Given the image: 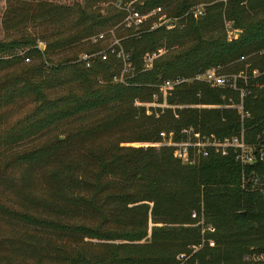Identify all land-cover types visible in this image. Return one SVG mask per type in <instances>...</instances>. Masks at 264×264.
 Instances as JSON below:
<instances>
[{
  "label": "trees",
  "instance_id": "16d2710c",
  "mask_svg": "<svg viewBox=\"0 0 264 264\" xmlns=\"http://www.w3.org/2000/svg\"><path fill=\"white\" fill-rule=\"evenodd\" d=\"M101 1L109 0L91 3ZM174 3L176 6L172 8ZM195 5L194 0H151L146 7L172 9L171 16L184 17ZM125 17L117 9L103 16L92 12L89 5L48 7L38 3L7 8L2 20L6 33L16 30L25 20L33 21L36 27L46 25L48 29L37 35L25 33L9 41L0 39V158L12 153L4 163L0 180L5 179L10 169L29 164L36 167L49 192L53 189L57 197V177L61 181L70 178L85 193L67 199V204L80 210L82 216L98 219L99 224L39 223L45 229L51 226L62 237L77 240L88 235L107 241L137 242L147 237L150 215L154 224H166V228L153 229L150 244H102L108 251L100 257L73 248L64 259L66 264H176L177 249L186 251L188 245L201 239L198 228L184 226L193 222L192 209L198 208V212L203 210L207 224L215 228L216 246L225 249L206 247L192 257L191 264H246L242 261L244 255L264 254V193L246 191L243 180L258 175L264 192V163L243 167L234 155H211L195 165H183L173 148L156 152L153 148L119 145L106 160L86 143L100 134L115 130L133 133L135 128L146 136L145 142L160 140L163 131L175 130L179 135L188 126L219 137L239 134L242 122L235 109L184 108L177 111L178 118L171 110L156 118L134 103L135 100L152 102L159 94V86L166 81L193 77L218 67L229 73L236 63L239 64L231 73L246 71L249 76L247 82L239 83V88L248 93L244 98L245 110L252 115L244 122L248 142L263 143L259 135L264 130V0L219 1L205 7V15L198 19L184 17L181 21L184 26L172 31L164 28L152 31L149 25L137 33L128 30L121 35L122 46L131 54L134 70L122 84L114 82L122 70L114 55L87 68L75 49L86 40L91 43L90 39L100 30L121 24ZM227 24L242 34L229 41ZM37 38L46 43L45 50L38 48ZM18 49L25 50V55L12 57ZM159 49H168L170 54L157 59L151 70H145L144 57ZM99 50L98 46H88L84 52ZM255 70L263 75L253 78ZM60 90L63 91L59 93ZM21 102L35 105V110L6 126L9 115L4 109ZM240 102V90L212 89L197 82L173 88L168 94L171 105L224 106ZM76 121L82 125L73 128ZM45 138L48 140L32 146L31 150H15L22 148L25 141L37 143ZM77 151L84 152L90 163L83 167L82 176L76 177L75 171L82 168L71 155ZM112 174L122 176L127 187L122 184L117 192H112V183L102 182ZM87 176L94 182L87 181ZM6 178L12 183L13 177ZM128 183L139 184V192H127ZM144 202L153 203V207ZM114 223L124 226V231L114 233L106 228ZM124 248L127 250L122 252Z\"/></svg>",
  "mask_w": 264,
  "mask_h": 264
},
{
  "label": "rangeland",
  "instance_id": "374dc122",
  "mask_svg": "<svg viewBox=\"0 0 264 264\" xmlns=\"http://www.w3.org/2000/svg\"><path fill=\"white\" fill-rule=\"evenodd\" d=\"M91 1L92 0H90V2H88V0H0V39L9 41L12 39H17L19 36L25 33L37 35V32L44 33L45 30L48 29L46 25L36 27L33 25V21L25 20L24 24L19 25L16 30H12L9 33H6V30L3 29L2 20L7 8L10 6H17L18 8L19 6H23L25 4L37 5L38 3H44L48 7L62 5H80L82 7H85V5H89L92 12L106 16L112 13L115 9H117L116 4L121 2L130 3L134 0H109L108 2L101 1L100 3H91ZM219 1L227 2L229 0H194V2H196V5L192 8L205 9V7L217 4ZM175 3L173 4L172 8L176 6ZM164 11L167 15L171 16L170 12L172 11V9L164 8ZM70 27L71 24H69L68 28ZM226 27L229 41L238 38V36L242 34L236 33V31L241 30H234L232 29L233 27L229 26V24H227ZM128 30V28L123 26L122 22L121 24L115 27H108L106 29L100 30V32L103 31L105 33H111V31H114L117 37H120L121 39V35H125ZM37 40L38 45L39 43H41L46 48V43H44L43 41L41 42L39 38H37ZM111 45H114L113 38H107L105 42L100 41L96 44L88 43L86 40L85 43L80 44L77 49H75V52H80L79 57L81 58L84 54H86V52H84V49L88 46H92L94 48L98 46L101 48V50L99 51H102V49H105V47ZM169 54L170 50L166 49V54H164L162 57H166ZM241 61L245 60L241 59ZM238 64L239 63H236L234 64V66L230 67L231 69L229 73H227L229 76H241L246 74V71L243 73H231V71L236 70ZM247 68L248 65L246 69ZM240 82L241 81H239V83ZM62 91L63 90H60L58 92L60 93ZM134 103L136 107L146 109V114L148 116L154 115L156 116V118H159L168 110L173 111L174 116L178 118V115L176 114L177 111L183 110L182 108H180L182 107V105H171L169 103V105L174 107L169 109L161 107V105L163 104V99H161L159 94L154 96L152 102H140V100H135ZM197 106L198 105H185L186 108L192 109H197ZM34 108L35 105H32L29 102H21L20 104H17L14 107L4 109V112L9 115L8 125L6 126H11L19 120L25 118L27 115L31 114L33 110H35ZM87 122L88 121L84 123ZM80 125H82V122L76 121L73 124V128H78L80 127ZM164 132L168 133L167 131H163L162 133ZM172 132L176 131L172 130ZM162 138L163 137H160V140L158 139L157 141L145 142L144 140L146 139V136L144 134L140 135V132L136 128L133 133H121V131L119 132L115 130L111 133L100 134L94 140H91L86 143V146L90 145L89 148L94 149L97 152H101V155H104L105 159L109 160L113 152V148L116 145H119L123 148H153L156 152H160L163 148H171L160 144L163 141ZM43 140H48V138L42 139L41 142L37 141V143L25 141L23 143V147L22 145L20 146L22 148L15 150H31L33 149L32 146L42 144ZM20 152L23 153L22 151ZM11 155L12 153H6L4 157L0 158V174H2L4 163L10 158ZM71 156L75 161H77L81 165L82 168V170L75 171V176H82L83 167L85 165H88L90 162L86 161L85 154L82 151H77ZM51 171L57 172L55 169H51ZM8 176L13 177L12 183L9 182V180L6 178ZM4 177V180H0V264H66L64 259L65 257L70 256V254L72 253L71 249L73 248L80 249L79 253H87V255L92 257H100L102 254L108 251L107 248L101 246L102 244H113L120 246L150 244L152 242L153 229L156 227L166 228V224H154L151 220L150 215V219L148 222L147 237L141 241L131 242L125 241L124 239L116 241H107L96 237H90L88 235H82L81 239L78 238L77 240H74L73 238H69L67 236L62 237L61 235L55 234V231L51 230V226L45 229L43 228L44 226L39 223L41 221H56L77 226H97L99 224L98 219L89 218L84 215L82 216V212L80 210H75L74 206L67 204V199H70L71 197H79L80 195H82V193L85 192H81V190L77 186L75 187L73 181L70 178L61 181L60 177H57V180H59V188L57 189L56 197L53 192V189H51V191L49 192L47 183L45 182L44 178L38 174L36 167L29 164H25L20 168L10 169ZM122 179V176L112 174L104 178L102 182H111L112 188L110 190H112V192H117V190L121 187L122 184L125 185V182ZM87 181L94 182L90 176H87ZM179 185L180 184H178V187ZM125 186L127 187V183ZM139 186L140 185L137 183H128L127 192L133 194L138 193ZM200 197L202 198V194ZM139 204L137 203V205ZM142 204H148L151 208L153 207V203L144 202ZM130 206L133 207L134 204ZM198 211L199 208L198 210L192 209L191 220H193V222L185 224L184 226L185 228L190 229L198 228L200 231L199 235H201V239L198 243L188 245L186 251H184V249L181 251L177 249L176 264H179L178 256L180 254H185L188 257H191V264L193 259L192 257L197 252L201 251L206 247L210 249L217 247L219 249H225L224 246H216L217 241L215 238H213L215 228L207 224L203 210H201L200 212ZM13 212H17L18 214L23 215V218H17ZM10 213H12V215ZM106 228H109V230H113L114 233H121L125 229L124 226H121L118 223H114ZM200 244H203L202 248L199 247ZM55 247H58V249H60L62 252L60 253L59 251L55 250L57 249ZM192 247H196V249ZM125 250L127 249L124 248L121 251L123 252ZM259 255L261 254H257L256 252H250L244 255L242 261L246 264H264L258 261L257 257Z\"/></svg>",
  "mask_w": 264,
  "mask_h": 264
},
{
  "label": "built area",
  "instance_id": "2783aa9c",
  "mask_svg": "<svg viewBox=\"0 0 264 264\" xmlns=\"http://www.w3.org/2000/svg\"><path fill=\"white\" fill-rule=\"evenodd\" d=\"M151 0H134L130 3H118L116 8L119 11L125 13V18L123 20V26L129 30H133L136 33L140 30L146 28L149 25L150 30H156L164 28L167 31H172L178 28H182L184 25L181 23L182 19L188 15L193 16L198 19L205 15L204 8H191L186 16L184 17H172L166 14L163 7H157L153 9H148L146 4ZM149 23V24H148ZM237 33V32H236ZM107 38L114 39V45L107 46L102 51L98 53H86L80 60L85 63L87 68H91L98 60L107 61L110 54H113L116 59L121 63L122 70L120 75L114 77V82L125 84L127 76L134 70L133 61L131 54L127 53L123 46L122 40L117 37L114 31L111 33H105L103 31L98 32L95 36L90 39L91 44H96L100 41H106ZM119 38V39H118ZM38 48L44 50L45 46L39 43ZM26 51L23 49H18L14 52L12 57H23ZM166 54V49H159L154 53H148L143 59L144 69L151 70L153 68L154 62ZM245 60V58H242ZM30 59H26L29 62ZM263 75L259 73L258 70L253 71V78ZM249 76L244 75H228L223 71L222 67L212 68L202 73H198L193 77H179L172 81H166L159 86V95L163 99V108H172L168 104V94L173 88L189 83H202L213 89H233L240 90L241 92V102L238 104L231 103L230 105L217 106V105H198L197 108H207V109H235L237 110L239 116L241 117L242 129L239 134L230 137H219L216 135L204 134L199 131L194 126H188L179 132L177 135L175 132L162 133L163 146L171 147L175 150L176 157L181 161L183 165H194L200 161V159H205L211 155H218L222 157H227L234 155L236 160L243 166L247 167L249 165H254L256 163H264V130L262 131L261 137L263 143L258 145L251 144L248 142L247 131L244 126L246 120L251 119L252 115L250 112L245 110L244 98L247 96V92L239 88V81H248ZM258 88H262L261 85L257 84ZM182 109L185 106L180 107ZM262 183L258 175L254 174L249 177V179L244 178L243 188L248 192L261 191ZM199 247H203L200 244ZM197 247V248H199ZM195 248L196 247H192ZM199 250V249H197ZM258 261L264 263V254L257 257ZM191 257L185 254H180L178 256L179 264H190Z\"/></svg>",
  "mask_w": 264,
  "mask_h": 264
},
{
  "label": "crops",
  "instance_id": "0c3cea01",
  "mask_svg": "<svg viewBox=\"0 0 264 264\" xmlns=\"http://www.w3.org/2000/svg\"><path fill=\"white\" fill-rule=\"evenodd\" d=\"M199 109H203V108H199ZM197 128V127H196ZM198 129V128H197ZM199 131H201L200 129H198ZM202 133H204L203 131H201ZM204 134H207V133H204ZM210 135V134H209Z\"/></svg>",
  "mask_w": 264,
  "mask_h": 264
},
{
  "label": "water",
  "instance_id": "95a60500",
  "mask_svg": "<svg viewBox=\"0 0 264 264\" xmlns=\"http://www.w3.org/2000/svg\"><path fill=\"white\" fill-rule=\"evenodd\" d=\"M237 33H241V31H236Z\"/></svg>",
  "mask_w": 264,
  "mask_h": 264
}]
</instances>
